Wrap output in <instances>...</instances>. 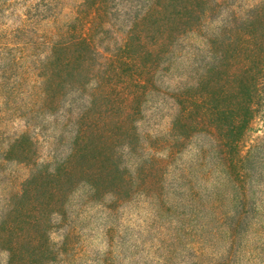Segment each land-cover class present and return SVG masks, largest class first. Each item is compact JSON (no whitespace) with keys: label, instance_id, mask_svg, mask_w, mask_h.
Wrapping results in <instances>:
<instances>
[{"label":"trees","instance_id":"obj_1","mask_svg":"<svg viewBox=\"0 0 264 264\" xmlns=\"http://www.w3.org/2000/svg\"><path fill=\"white\" fill-rule=\"evenodd\" d=\"M140 263L264 264V0H0V264Z\"/></svg>","mask_w":264,"mask_h":264},{"label":"rangeland","instance_id":"obj_2","mask_svg":"<svg viewBox=\"0 0 264 264\" xmlns=\"http://www.w3.org/2000/svg\"><path fill=\"white\" fill-rule=\"evenodd\" d=\"M20 130L19 128H17V126L15 125L14 126V128H13V131H15V130ZM148 210H144L142 213H141V216H142V218H140V220L137 222V220H134V222L133 223H136V224H140V226L142 227V229H145L146 228V225H147V218H148V216H149V213L147 212ZM139 218V217H138ZM142 239L143 240H145V239H147V236H143L142 237ZM101 241H102V239L100 240V241H97V244H101ZM141 255V256H140ZM139 255V257H141L142 258V256H144V255H146V252H143V253H141ZM151 255H154V253L152 252L151 253ZM141 264V263H140Z\"/></svg>","mask_w":264,"mask_h":264}]
</instances>
